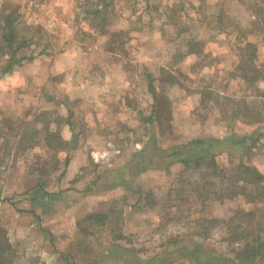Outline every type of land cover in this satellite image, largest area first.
Segmentation results:
<instances>
[{"label": "rangeland", "instance_id": "obj_1", "mask_svg": "<svg viewBox=\"0 0 264 264\" xmlns=\"http://www.w3.org/2000/svg\"><path fill=\"white\" fill-rule=\"evenodd\" d=\"M83 1L0 0V9L18 8L21 13L17 44L22 39L35 43L22 54L52 52L59 57L74 49L69 42L77 44L74 58L68 51L70 71L59 73L63 77L55 87L58 96L73 90L74 97L60 96V107L57 98L49 99L56 92L48 79L31 72L1 75L7 57H0V226L15 246L14 260L64 264L62 251L73 253L72 260L94 264H242L233 259L223 229L207 232V225L194 224L192 218L228 217L251 203L241 196L206 203L195 199L188 193L194 180L199 183L192 167L176 163L168 169L153 141L148 151L154 164L159 161L164 168L143 170L136 161L151 133L162 147L194 137L248 133L250 148L223 150L218 160L232 172L243 154V160L264 172V80L260 92L246 89L248 83L231 73L243 40L257 42L258 62H264V0H112L105 7L106 20L86 14L85 9L95 6ZM97 4L104 8V3ZM191 40L204 42L202 53L189 52ZM66 66L58 63L59 69ZM72 70L80 76L73 84L67 80ZM148 72L156 75L155 85L171 101V111L160 115L161 124L141 116L152 109ZM171 74L176 82L166 80L174 79ZM7 77L17 97L29 104L21 116L2 113L8 96H15L9 93ZM250 101L247 109L245 102ZM68 107L74 127L62 125L61 132L65 136L73 129L79 142L67 153L65 166L66 153L49 150L45 130L28 139L22 135L42 126L36 120L39 110H54L62 117ZM257 113H262L258 123H246ZM202 174L206 172L201 171V180ZM222 184L217 181V188ZM107 200L113 201L114 224L84 219ZM81 233L88 235L87 242ZM175 237L178 241L172 243Z\"/></svg>", "mask_w": 264, "mask_h": 264}, {"label": "trees", "instance_id": "obj_2", "mask_svg": "<svg viewBox=\"0 0 264 264\" xmlns=\"http://www.w3.org/2000/svg\"><path fill=\"white\" fill-rule=\"evenodd\" d=\"M99 2L104 3V8H99ZM112 0H84L82 4H87L90 6H95L92 8L85 9L86 14L95 15L97 18L102 15L103 20H106L104 13H107L106 6L109 5ZM96 3V4H95ZM85 6V5H84ZM18 9V8H17ZM11 9L7 10L4 6L0 9V29H2L3 35H0V57L6 56V64L1 66V75L9 72L13 69V66L22 60L24 57L17 56L19 49L26 43L25 39H22L19 44H17L18 36L20 31L17 25L21 22V13L19 10ZM104 15V16H103ZM1 31V30H0ZM245 43H241L239 57L233 70L232 76L234 75L240 77V79L246 81V89L254 88L255 90L263 91L259 82L264 80V62H258L259 58V45L254 40L246 39L243 40ZM189 52L202 53L204 42L202 40H191L190 41ZM32 57V56H31ZM3 67V68H2ZM230 73V74H231ZM150 77V84L148 86V91L151 93L153 102L150 110V114L142 113L141 116L144 120L149 121L151 124L163 123L160 119V115L163 110L171 111L170 98L166 94L162 93L155 85L156 75L152 72H148ZM174 79H166L172 82H176V76L171 74ZM159 80H165V78H159ZM264 95V93H261ZM70 98L69 95H66ZM55 96H50L49 99H55ZM248 98V97H247ZM233 102L234 100L231 99ZM253 100V99H251ZM61 103L64 101L61 100ZM163 102L166 104H163ZM247 109L252 107V102H245ZM67 106V105H66ZM245 106V105H244ZM250 111V110H249ZM247 115L252 118V112L246 111ZM262 113L255 114L256 119L253 121L248 119L246 123L253 122L258 123L262 118ZM62 115V114H61ZM73 115V110L69 107L68 115L62 117L60 113L50 109L39 110L36 114V120L42 122V126L36 125V129L33 130L32 134L28 136L27 133L22 135L23 139H28L36 136L41 130H45V139L47 146L50 151H55L57 154L66 153L63 161L65 166L68 165L69 152L78 147V135L79 133L73 132L70 138H65L61 132L62 125L65 124L74 127L71 121ZM54 117V118H52ZM172 115H168L166 118H171ZM51 119L57 124V128H52ZM59 122V123H58ZM248 125V124H247ZM150 139L145 143V145L139 150V158L136 161L137 165L142 164L144 169L150 168H164V165L159 161L158 164H154V158L148 151V142L153 141L154 147L163 154V157L167 159L165 162L166 167L169 169L171 165L176 163H181L185 167H192L194 176L197 183L193 179L192 186L188 189V193L201 201L206 203L211 199H221L224 200L228 198H235L241 196L245 198L247 203L250 205H242L235 208L232 215L228 217H218V216H204V217H193L192 221L194 224H200L205 226L207 232H211V229L215 227H220L225 231V239L232 244V251L234 253L233 259H237L242 264H264V172L256 164H251L242 159L243 154H241V159L237 162L229 172L230 169L225 168L218 160V155L223 150L234 149L237 147L238 150L246 151L250 148V135L248 133L244 134H229L223 137L218 136H208V137H194L190 140L183 142H178L171 144L169 147H162L160 139L156 133L150 134ZM8 144L9 139L6 141ZM255 142V140H254ZM31 140L28 141L29 145ZM156 150L155 148H153ZM152 149V150H153ZM158 153L160 154V152ZM232 156V155H231ZM60 165L62 160L59 158ZM48 163V162H44ZM206 164L207 168H203L202 165ZM136 165V166H137ZM58 167V166H56ZM109 172L116 171L115 168L108 169ZM140 171V170H139ZM202 174L201 180L198 176ZM64 172V170H63ZM62 172V173H63ZM209 173L210 175H208ZM206 179V180H205ZM42 181V180H41ZM224 182V187L217 188L216 182ZM45 183V182H43ZM114 187V185L112 186ZM113 201H101L98 206L92 212H88L84 219L95 222L96 224H106L112 225L115 223V217L112 216L114 209H112ZM115 214V213H114ZM122 220V215H121ZM120 222V221H119ZM117 224L121 225L117 222ZM113 226L111 228L119 227ZM82 238L84 242H87L88 236L84 233ZM91 234V233H90ZM181 240V238L179 239ZM178 238L171 239L172 243H176ZM60 252V259H64V264H94L93 261H78L72 260L70 257L74 256L73 253ZM13 255H16V249L14 244L8 238L6 233V228L0 226V264H19L17 263ZM196 258H199L198 255ZM230 259V258H229ZM33 264H59L58 263H47L40 261L39 259H34ZM231 260V259H230ZM226 264V262H224Z\"/></svg>", "mask_w": 264, "mask_h": 264}, {"label": "crops", "instance_id": "obj_3", "mask_svg": "<svg viewBox=\"0 0 264 264\" xmlns=\"http://www.w3.org/2000/svg\"><path fill=\"white\" fill-rule=\"evenodd\" d=\"M69 44H70L71 48L74 47L73 50H68V51H71L70 58H74L76 56V54L73 51H76L75 47H77V44H71L70 42H69ZM27 45L35 46V43L32 42L29 44V42H28V43H25L24 45H22V47L19 49V51L17 53V56L24 57V58L22 60H20L18 63H16L13 66V69L11 71L6 72L4 75H8L11 73L12 75L13 74H19L18 76H20L25 72H29V73L31 72L33 74H37L38 76L45 77L46 79H48L50 81V82L48 81V84L51 85L50 90L53 89V91L56 92V95H55L57 98L56 106L58 105L60 107V104H63L60 102L61 97L63 95H69V97H74L73 96V94H74L73 90L71 92H65L66 94H62L59 92V96H58L59 90L55 88V87H57L56 83L59 82V78L63 77V76H59V73L60 72H62V73L69 72L71 69V66L73 64L72 63L71 65H69V63L67 62L68 59L70 60L69 55H68V51L66 54H64V53L59 54V57L52 52H47V53L41 54L39 56L22 54L25 50H27V49L31 50L32 49L30 47L28 48ZM48 46H49V44L47 45V47ZM68 47H69V45H68ZM20 52H21V55H19ZM61 61L65 62V65H67L63 69L58 68V63ZM77 74H78L77 70L73 71L72 74L67 75V80L72 82V84L75 83V79L80 78V76H78ZM52 80H54V81H52ZM5 81L7 82V85L9 87V89L11 90V91H9V93H11L12 95H15V96H8V99L5 101V104L2 107V113H3V115H7L6 117H9V118L21 116V114L26 109V106L28 104V102H26L27 99H25V97H23V98L17 97L18 92L13 91V87L11 88V86H10L11 82L9 81L8 77H7V79H5ZM23 95H27V94L23 93ZM71 99H73V98H71ZM46 102L48 103V101H46ZM28 106H29V104H28ZM61 110H62V108H61ZM65 111L66 110H64V112ZM68 112H69V107H68ZM72 130H71V132H73ZM71 132L69 134L68 133L65 134V138L71 137V135H72ZM94 159L96 160L95 153H94Z\"/></svg>", "mask_w": 264, "mask_h": 264}, {"label": "built area", "instance_id": "obj_4", "mask_svg": "<svg viewBox=\"0 0 264 264\" xmlns=\"http://www.w3.org/2000/svg\"><path fill=\"white\" fill-rule=\"evenodd\" d=\"M112 149L116 150V148H114V145L112 146ZM117 151H119V150H117ZM106 154H107V152H103V154H101V155H106ZM95 157H96V160H98V157H100V156H98L97 154H95Z\"/></svg>", "mask_w": 264, "mask_h": 264}]
</instances>
